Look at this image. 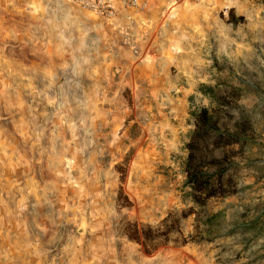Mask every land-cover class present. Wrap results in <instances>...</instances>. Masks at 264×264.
Returning a JSON list of instances; mask_svg holds the SVG:
<instances>
[{
  "label": "rangeland",
  "instance_id": "374dc122",
  "mask_svg": "<svg viewBox=\"0 0 264 264\" xmlns=\"http://www.w3.org/2000/svg\"><path fill=\"white\" fill-rule=\"evenodd\" d=\"M129 14L0 0V264H264V0Z\"/></svg>",
  "mask_w": 264,
  "mask_h": 264
},
{
  "label": "built area",
  "instance_id": "2783aa9c",
  "mask_svg": "<svg viewBox=\"0 0 264 264\" xmlns=\"http://www.w3.org/2000/svg\"><path fill=\"white\" fill-rule=\"evenodd\" d=\"M77 7L89 10L101 16L108 22H113L118 17L130 20L131 13H141L146 9L143 0H71Z\"/></svg>",
  "mask_w": 264,
  "mask_h": 264
},
{
  "label": "trees",
  "instance_id": "16d2710c",
  "mask_svg": "<svg viewBox=\"0 0 264 264\" xmlns=\"http://www.w3.org/2000/svg\"><path fill=\"white\" fill-rule=\"evenodd\" d=\"M194 119H195V124H196V127L200 126V125H204V129L205 131L207 129H210V131H214L215 133L218 134L219 136V144L220 145H230L232 144V133L230 134H225V132L223 130H221L220 128H216L214 125L210 124L209 122V118L207 117V112L205 109L201 110L198 114H194ZM214 129V130H212ZM188 147L190 148V153H189V156H190V159H191V156L193 154V148H194V144L193 142H189L188 143ZM200 171L198 169H191V172L189 173V180L192 184V186L195 188V189H198L199 191L202 190V188H204L206 185H207V182H209V179L208 177L207 178H201L202 180H199L198 179V175H200ZM207 197H211L213 196V194H206ZM133 226V233H135V237H130V239L134 240V241H138L137 240V235L140 233V230H138V228L136 227L135 224L132 225ZM147 234H153V231L151 229L147 230L146 232V235Z\"/></svg>",
  "mask_w": 264,
  "mask_h": 264
},
{
  "label": "crops",
  "instance_id": "0c3cea01",
  "mask_svg": "<svg viewBox=\"0 0 264 264\" xmlns=\"http://www.w3.org/2000/svg\"><path fill=\"white\" fill-rule=\"evenodd\" d=\"M143 1L146 2V5H147V7H148V5H149V0H143ZM147 7H146V9H147Z\"/></svg>",
  "mask_w": 264,
  "mask_h": 264
},
{
  "label": "water",
  "instance_id": "95a60500",
  "mask_svg": "<svg viewBox=\"0 0 264 264\" xmlns=\"http://www.w3.org/2000/svg\"><path fill=\"white\" fill-rule=\"evenodd\" d=\"M83 231V226H81L78 230V232H82Z\"/></svg>",
  "mask_w": 264,
  "mask_h": 264
}]
</instances>
